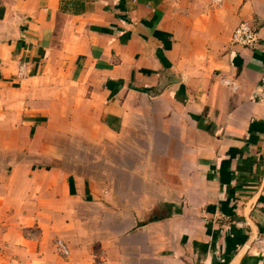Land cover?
<instances>
[{
  "label": "crops",
  "instance_id": "0c3cea01",
  "mask_svg": "<svg viewBox=\"0 0 264 264\" xmlns=\"http://www.w3.org/2000/svg\"><path fill=\"white\" fill-rule=\"evenodd\" d=\"M0 264H264V0H0Z\"/></svg>",
  "mask_w": 264,
  "mask_h": 264
},
{
  "label": "built area",
  "instance_id": "2783aa9c",
  "mask_svg": "<svg viewBox=\"0 0 264 264\" xmlns=\"http://www.w3.org/2000/svg\"><path fill=\"white\" fill-rule=\"evenodd\" d=\"M258 42V33L255 28L247 21L239 23L232 32L231 43L245 47H253ZM26 64L19 66L18 76H25Z\"/></svg>",
  "mask_w": 264,
  "mask_h": 264
}]
</instances>
